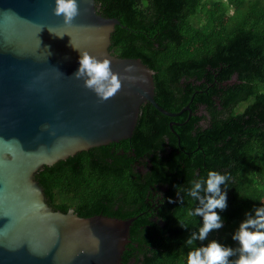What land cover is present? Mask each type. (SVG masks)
I'll use <instances>...</instances> for the list:
<instances>
[{
  "label": "trees",
  "instance_id": "1",
  "mask_svg": "<svg viewBox=\"0 0 264 264\" xmlns=\"http://www.w3.org/2000/svg\"><path fill=\"white\" fill-rule=\"evenodd\" d=\"M96 2L121 22L111 51L155 71L161 107L191 111L168 116L148 102L131 138L44 166L36 179L47 202L82 217L135 218L122 264H186L185 241L203 223L189 215L198 202L187 190L215 170L230 177L217 231L237 248L233 234L264 200V0Z\"/></svg>",
  "mask_w": 264,
  "mask_h": 264
},
{
  "label": "water",
  "instance_id": "2",
  "mask_svg": "<svg viewBox=\"0 0 264 264\" xmlns=\"http://www.w3.org/2000/svg\"><path fill=\"white\" fill-rule=\"evenodd\" d=\"M78 4L80 14L66 25L54 14L55 0H0V264H122L135 218L55 210L36 174L131 138L143 104L168 116L191 111L161 107L155 71L110 49L120 20L103 16L96 0ZM83 50L109 57L121 77L133 65L128 75L138 79L123 81L113 98L100 102L73 77Z\"/></svg>",
  "mask_w": 264,
  "mask_h": 264
},
{
  "label": "clouds",
  "instance_id": "3",
  "mask_svg": "<svg viewBox=\"0 0 264 264\" xmlns=\"http://www.w3.org/2000/svg\"><path fill=\"white\" fill-rule=\"evenodd\" d=\"M53 11L56 16L63 17L66 25H71L80 14L78 0H55ZM134 71V66L128 65L121 77L119 72L113 71L109 57L100 59L91 55L88 50H83L79 58V69L73 77L83 79L84 87L93 91L100 102H104L122 89L123 81L134 82L138 79L128 75ZM57 73L63 75L58 70ZM229 179L227 174L209 170L206 178L193 181L187 190V196L198 202L189 215L202 217L203 223L199 230L192 231L185 241V246L190 248L186 264H264V200H261L260 207L254 209V215L251 212L246 214V219L233 234V240L239 243L237 248L225 246L215 239L206 245L194 246L197 240L205 241L213 230L223 227V220L217 209L223 211L227 208V191L224 189L227 188ZM179 222L182 227H189V224L180 220ZM230 257L237 258L232 260Z\"/></svg>",
  "mask_w": 264,
  "mask_h": 264
},
{
  "label": "rangeland",
  "instance_id": "4",
  "mask_svg": "<svg viewBox=\"0 0 264 264\" xmlns=\"http://www.w3.org/2000/svg\"><path fill=\"white\" fill-rule=\"evenodd\" d=\"M244 107H245V104H241L240 106H238V108H237V110L238 111H242L243 109H244ZM233 229L232 230H236L237 229V226H234V227H232ZM231 230V229H230ZM229 230V231H230ZM225 232L223 231V234H224ZM213 239H215V240H217V241H219L220 243L222 242V240H223V238L220 236V234H218V231L217 230H215V233L214 234H212V233H210L209 234V236H208V238L205 240V241H200L201 243H208L209 241H211V240H213Z\"/></svg>",
  "mask_w": 264,
  "mask_h": 264
}]
</instances>
